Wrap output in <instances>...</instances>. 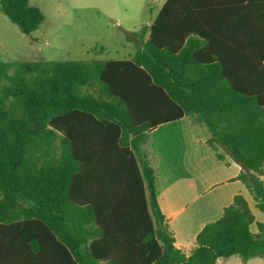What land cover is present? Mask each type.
<instances>
[{"label":"trees","instance_id":"16d2710c","mask_svg":"<svg viewBox=\"0 0 264 264\" xmlns=\"http://www.w3.org/2000/svg\"><path fill=\"white\" fill-rule=\"evenodd\" d=\"M24 34L30 0H0ZM129 59L0 61V264L264 260L242 195L188 251L156 196L152 131L182 118L240 167L264 215V0H166Z\"/></svg>","mask_w":264,"mask_h":264},{"label":"crops","instance_id":"0c3cea01","mask_svg":"<svg viewBox=\"0 0 264 264\" xmlns=\"http://www.w3.org/2000/svg\"><path fill=\"white\" fill-rule=\"evenodd\" d=\"M208 138L204 126L187 118L160 125L151 133L150 145L157 158L158 204L173 231L175 247L184 251L194 247L202 228L218 220L236 195L245 197L255 216L252 232L256 233L257 223L264 221L238 179L240 165L223 149V157L218 158L207 145ZM235 257L221 258L217 264H264L259 257L245 262Z\"/></svg>","mask_w":264,"mask_h":264},{"label":"rangeland","instance_id":"374dc122","mask_svg":"<svg viewBox=\"0 0 264 264\" xmlns=\"http://www.w3.org/2000/svg\"><path fill=\"white\" fill-rule=\"evenodd\" d=\"M165 1L30 0L44 17L30 34L22 33L0 10V61L129 59L136 47L128 34L144 28L147 38Z\"/></svg>","mask_w":264,"mask_h":264}]
</instances>
